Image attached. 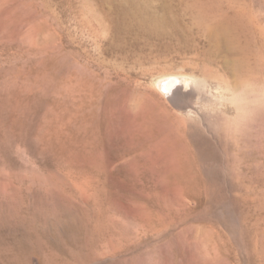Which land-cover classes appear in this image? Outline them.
I'll return each instance as SVG.
<instances>
[{
	"label": "rangeland",
	"instance_id": "obj_1",
	"mask_svg": "<svg viewBox=\"0 0 264 264\" xmlns=\"http://www.w3.org/2000/svg\"><path fill=\"white\" fill-rule=\"evenodd\" d=\"M0 264H264V0H0Z\"/></svg>",
	"mask_w": 264,
	"mask_h": 264
},
{
	"label": "bare ground",
	"instance_id": "obj_2",
	"mask_svg": "<svg viewBox=\"0 0 264 264\" xmlns=\"http://www.w3.org/2000/svg\"><path fill=\"white\" fill-rule=\"evenodd\" d=\"M179 79H180V77H179ZM164 81H165L164 88L170 89L176 84L177 79L175 77L174 78H170V76H168V77L165 78ZM179 89H180V87H177V90H179Z\"/></svg>",
	"mask_w": 264,
	"mask_h": 264
}]
</instances>
